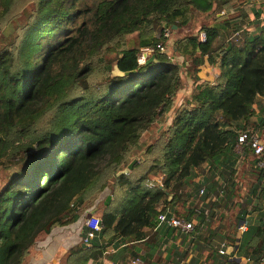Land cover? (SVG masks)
<instances>
[{
	"label": "trees",
	"instance_id": "trees-1",
	"mask_svg": "<svg viewBox=\"0 0 264 264\" xmlns=\"http://www.w3.org/2000/svg\"><path fill=\"white\" fill-rule=\"evenodd\" d=\"M16 1L0 0V164L17 166L0 187V264L81 241L86 214L101 206L93 247L63 257L86 262L111 247L147 260L178 234L203 242L206 256L194 264H261L264 154L247 148L239 157L234 148L240 130L264 142V1H246L231 19L217 13L234 0H34L19 17ZM201 14L218 21L201 26L204 41L200 31L186 37L196 82L177 111L183 63L166 48L180 51V43L171 46L164 30ZM251 15L254 30L240 32ZM145 46L155 58L138 64ZM206 64L215 81L200 74ZM146 131L155 141L136 157L151 140ZM154 172L164 174L161 185L148 184ZM160 212L196 220V232L159 223ZM129 236L135 242L124 244ZM217 239L233 250L220 254Z\"/></svg>",
	"mask_w": 264,
	"mask_h": 264
},
{
	"label": "rangeland",
	"instance_id": "rangeland-1",
	"mask_svg": "<svg viewBox=\"0 0 264 264\" xmlns=\"http://www.w3.org/2000/svg\"><path fill=\"white\" fill-rule=\"evenodd\" d=\"M33 1L34 0H17L15 5H14V8H13L14 9L13 15L17 14L19 17L21 15L22 11L24 10V8H30L32 6ZM246 1H249V0H234V1H232V3L230 4V6H231L230 12H227L226 9L221 10L219 13H217V18H225V19L230 18V17L239 18L240 17L239 13L241 12V9L244 11L247 9ZM249 7H250V3H248V8ZM18 17H17V19H18ZM25 21H27V19L18 20L17 23H22ZM214 21H218V19L214 18L212 16V14H201V15L194 16L190 22L181 26L179 29H174V31L168 30L169 36L171 37L170 38L171 39L170 45L174 46L176 44V41H177V45L180 43L179 50L184 53L181 55L180 51H174V50L172 51V50L166 48V52H168L169 56L172 55L171 59L175 58L174 61H178L180 63H183V67H181L182 68L183 87L179 90V92L176 96L177 111H181L182 109H184V107H186L185 106V101H186L185 99H186V97H188L191 90H195L194 83L196 82L195 75H194V70L196 69V67L193 63L194 56H193V54L192 55L188 54L189 51L187 52V50H189V48L184 47V49H183L184 43H187L186 37L191 36L193 34H196L199 31L200 32L203 31L201 26H203L207 23H213ZM240 23H241L240 24L241 25L240 32L252 31L253 27L250 24V19L248 16L247 17L245 16L244 21L240 22ZM4 27H7V24H5ZM21 31L22 30H20V29H18L16 31L12 30L11 33L14 36L11 39L15 40L16 34H20ZM135 37H136V35L130 36L131 39L128 40V43L131 44L130 41L136 39ZM205 68L206 69L204 70V72L200 71V74L204 75V73H205V75H208L209 73H211L213 75V79L215 81V77L217 76V70L214 67H212V65H209V64H206ZM214 81L212 83H214ZM259 103L264 104V99H260L258 104ZM187 108L190 109L191 107L187 105ZM172 116H173V113H172ZM154 141H155V138H152L148 142V144L142 149V151L136 155V157H139L141 155V153H143L146 150L147 146L152 144ZM246 150L247 149H245L242 153H237L239 155V157L242 156ZM16 170H17V166H13V165L12 166H4L3 164H0V187H2L8 181L10 174ZM206 170H207V168L204 166H201L198 169H196L197 176L195 177V180L196 181L199 180L204 175ZM151 173H153V172H151ZM156 176L161 177V181L163 182L164 177H165L163 173H159V174L155 173V175L153 177H156ZM242 193L245 194V191L243 190ZM247 208H248V206H247ZM217 218H218L217 217V211L214 210L213 219H217ZM217 240L219 241L218 243L222 242L220 239H217Z\"/></svg>",
	"mask_w": 264,
	"mask_h": 264
},
{
	"label": "crops",
	"instance_id": "crops-1",
	"mask_svg": "<svg viewBox=\"0 0 264 264\" xmlns=\"http://www.w3.org/2000/svg\"><path fill=\"white\" fill-rule=\"evenodd\" d=\"M253 1L257 7H259V3L264 0H249ZM255 7V4L250 3L249 9ZM261 18H264V6L261 8ZM251 25H252V15L249 17ZM252 31L254 30V26L252 25ZM159 125L158 123L155 126ZM162 125H159L161 128ZM151 135L150 131H146L142 135L143 140L149 139ZM159 177V176H158ZM105 207L101 206L95 210L90 211L91 213H95L98 216H102L104 213ZM89 213V212H88ZM87 213V214H88ZM86 214V215H87ZM87 216H85L86 219ZM189 238L184 236H180L177 234L175 238H169L168 241L163 245L161 249V253L155 254L152 259L143 260L142 258L133 259L129 253H117L115 249L111 247L105 248V250L101 251L95 249L91 252L90 257L85 262L83 259H76L74 257H63L67 253L72 255H78L82 253L84 250H89L82 243V241L75 242L65 248L62 242L59 243L56 251L50 257H42V254L36 252L35 250H31L28 257H25L23 264H194L197 258H203L206 256V250L203 247V242L198 241L194 242L192 245L187 244ZM135 242L134 236L126 237L124 240V244H131ZM175 247L176 250H173ZM91 249V248H90ZM172 249V251H171ZM174 252V253H172ZM145 251L142 250L140 252L141 255H145ZM188 253V254H187ZM35 255L36 257H34ZM185 255V257L183 256ZM139 259V260H138ZM135 260V261H133Z\"/></svg>",
	"mask_w": 264,
	"mask_h": 264
},
{
	"label": "built area",
	"instance_id": "built-area-1",
	"mask_svg": "<svg viewBox=\"0 0 264 264\" xmlns=\"http://www.w3.org/2000/svg\"><path fill=\"white\" fill-rule=\"evenodd\" d=\"M164 35L169 36L168 29L164 30ZM200 40H205V33L200 32ZM162 50L163 47L161 44L158 45ZM154 47L145 46L141 47L140 51L137 54V62L138 64H143L148 57L153 54ZM236 144L234 151L236 153H242L245 149L250 148L253 150L254 155L260 157L264 154V142L263 140L254 132L249 130H240L237 134ZM239 149V150H238ZM257 165L261 168H264V158H259ZM148 184L150 186L160 184L161 185V177H155L149 180ZM203 190L201 189L200 192ZM157 219L159 223H165L166 225L175 228L177 231L182 232L186 235H190L196 232V221L194 219H185L179 218L177 216L171 215L167 217L164 213L160 212L157 215ZM85 225L87 227V231L83 239L82 243L86 246V248L90 249L93 247V239H95L99 232L101 231V217L96 215L95 213H90L89 216L85 219ZM247 228V218L240 221L238 229L239 232L245 231ZM233 250V247L225 244V242H221L220 247L218 249L220 254H228ZM139 260V259H138ZM135 261V260H133ZM136 262V261H135ZM264 264V261L261 262Z\"/></svg>",
	"mask_w": 264,
	"mask_h": 264
},
{
	"label": "water",
	"instance_id": "water-1",
	"mask_svg": "<svg viewBox=\"0 0 264 264\" xmlns=\"http://www.w3.org/2000/svg\"><path fill=\"white\" fill-rule=\"evenodd\" d=\"M163 27H167V24L165 23L164 25H163ZM176 26L174 25L173 26V28H175ZM155 58V55L154 54H151L149 57H148V59H147V62H149V61H151L152 59H154ZM135 71L134 70H132V71H126V72H124V74H132V73H134ZM136 161V159H133L129 164H128V166L125 168V169H123L121 172L122 173H127L131 168H132V166H133V164H134V162ZM90 213L91 212H89L86 216H89L90 215ZM237 248V247H236Z\"/></svg>",
	"mask_w": 264,
	"mask_h": 264
}]
</instances>
